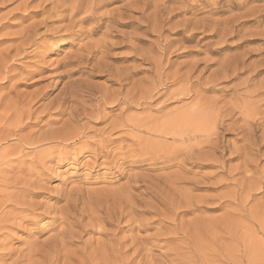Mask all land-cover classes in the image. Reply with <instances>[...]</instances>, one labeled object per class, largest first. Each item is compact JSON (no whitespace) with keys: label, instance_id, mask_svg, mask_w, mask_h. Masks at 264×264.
I'll use <instances>...</instances> for the list:
<instances>
[{"label":"rangeland","instance_id":"374dc122","mask_svg":"<svg viewBox=\"0 0 264 264\" xmlns=\"http://www.w3.org/2000/svg\"><path fill=\"white\" fill-rule=\"evenodd\" d=\"M0 264H264V0H0Z\"/></svg>","mask_w":264,"mask_h":264},{"label":"bare ground","instance_id":"6f19581e","mask_svg":"<svg viewBox=\"0 0 264 264\" xmlns=\"http://www.w3.org/2000/svg\"><path fill=\"white\" fill-rule=\"evenodd\" d=\"M79 1V0H78ZM92 4V3H91ZM75 6H77V4L75 5ZM75 6L73 5V7H71V9L72 10H74V8H75ZM78 6H79V4H78ZM77 6V7H78ZM77 7H76V9H77ZM80 7V6H79ZM78 7V8H79ZM80 9V8H79ZM78 9V10H79ZM81 20H83V18L81 19ZM94 50L93 49H86V53L85 54H81L80 56H79V59H77V61H78V63H80V62H83V61H88V60H90L91 58H93V56H94ZM119 81H121V80H119ZM247 105V104H246ZM244 113V112H243ZM180 117H181V119H180ZM183 118V116H177V117H173L172 119H170V120H167V123L169 124H178L181 120H184V119H182ZM183 122V121H182ZM204 122V121H203ZM185 123V122H184ZM193 127V126H192ZM200 128V127H199ZM165 130V129H164ZM190 130V129H189ZM190 135V134H189ZM177 137H179V138H184V136L182 135V134H177ZM171 138V137H170ZM174 139H177V138H174ZM188 139V138H187ZM180 140V139H179ZM184 140V139H183ZM175 141V140H174Z\"/></svg>","mask_w":264,"mask_h":264}]
</instances>
